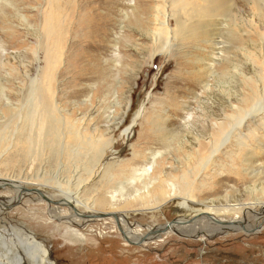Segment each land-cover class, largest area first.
I'll return each instance as SVG.
<instances>
[{"label":"rangeland","instance_id":"374dc122","mask_svg":"<svg viewBox=\"0 0 264 264\" xmlns=\"http://www.w3.org/2000/svg\"><path fill=\"white\" fill-rule=\"evenodd\" d=\"M39 1L40 3L34 2L28 10L23 11L27 25L20 22L19 18H12L8 25L0 24V41L4 46L17 35H20L21 41L26 42L27 53L24 61L28 66L33 64V71L37 64L33 63L31 50L40 46L41 36L44 37V45L38 48L37 57L48 54L52 59L55 55L54 46L50 45L53 44L51 37L55 35V31H65V25H69L72 39H66V47L70 42L83 44L85 34L78 22L79 9H65L62 17L60 14H54L52 19H45L43 23V12L48 0ZM78 1L81 6L83 1ZM173 1L99 0L103 6L107 4L117 13V16H113L112 27L110 26L111 40L102 55L106 65V80L101 82L100 87L103 97L96 95L98 86L95 82H75L81 85L77 87L78 90H85L78 101H86V107L80 106L76 109L69 103L66 106L59 102L58 108H66L69 112L64 115L71 114V120L79 119L84 113L86 117L81 126L82 135H95L99 141L101 139L105 144L103 152L98 153L92 173L86 176L83 175L82 169L93 146L73 143L68 134L56 164L47 158L48 156H43L38 163L29 161L27 156L20 162L12 159L10 154L15 143L18 148L27 152V145L24 143L26 140H23V143L14 140L13 147H8V150L0 155V176L14 177L21 182L23 189L27 190V193H21L14 187L0 189V264H264V212H261L264 208V118L260 116L246 120L241 131L244 136L246 130L242 147L226 144L213 157H210L213 148L208 144L209 139L196 137L201 135L206 124H209L208 131L212 134L216 132L211 130L212 122H226L223 121L224 115H230L231 118L236 115V107L240 104L241 92L244 90L239 87L238 79L230 77L231 68L235 64L241 65L244 67V75L254 78L257 65L241 61L243 52L239 51V45L250 46L247 49L252 53L253 48L259 45V34H264V26L258 29L256 25L259 23L256 21L255 26H242L243 32L237 35L230 19L228 24H224L220 17L212 16L211 19H205L209 20V23L202 29L195 28L191 32L190 38L197 37L201 30L204 34L203 42L200 40L197 47L190 45L186 41L188 38L178 37L173 42L169 40L167 46L172 47V53L164 55L156 52L155 47L157 50L159 48L153 46L144 33H139L137 28L128 22L134 16L141 18L144 10L141 11L140 8L148 6L146 10L154 15L159 16L157 12L169 14L174 30L177 28L175 20L178 17L185 23V27L194 24L196 19L186 15V9L177 10L179 6L191 2L202 4L201 0H175V4ZM246 1L232 0L237 7L236 11L244 15L246 21H251L253 6H247ZM37 9L39 12H36ZM0 14L4 16L3 11ZM35 14L38 15L36 20L31 21ZM124 14L128 16V20L123 18ZM55 15L61 18H56ZM260 21H263L264 25V20ZM48 23H58L60 27H55L54 31L52 27L47 28ZM236 25H239L238 21ZM113 40L117 41L116 46ZM55 50L58 52V45ZM257 50L259 49L255 51ZM14 51L6 49L7 54H16ZM235 54L238 58L233 59L231 56ZM198 55H203L206 67L212 66V78H209L211 74L206 76L202 73V65L196 58ZM249 55L251 56L250 53ZM4 58L1 57L2 60ZM66 58L63 57L59 70L64 66ZM229 58L235 62L225 63ZM20 63V58L15 57L5 62L0 69L1 81L10 87L13 93L11 100L15 105L18 103L17 96H14L17 87L20 86L24 90L27 85L22 77L25 69H19ZM14 68L17 72L12 71L8 75V69ZM58 76V94L74 90L70 84V76ZM251 78L249 84L254 90L256 83ZM246 93L249 94L248 91ZM166 117L169 129H174L178 134L187 132L186 135L179 134L178 141L171 142L168 149L158 145L161 135H164L159 128ZM6 118V114L0 116V123L4 125L1 134L4 147L13 143L14 139L11 135L13 126L11 125L10 129L4 124ZM185 118H190L194 123L185 124ZM156 119L157 125L154 127ZM91 130L96 131L93 136L90 134ZM218 137L213 135L210 138L217 141ZM77 146L80 148L76 150ZM203 148L206 152L202 158L204 161L210 160L204 173L199 168L203 160L195 155L198 150H201L202 154ZM150 154L156 155L155 160L159 164L156 169L166 171V176L160 177L169 184L172 183L169 178L172 175H176L177 183L181 184L183 180L179 176L185 170L191 171L185 175L189 178V183L192 180L197 181L196 174L200 170L202 175L197 182L203 181L204 185L200 190H195L191 200L199 206L213 200L220 201L223 209L217 213L197 206L178 210L184 193L177 192V197L170 199L169 189L164 188V200L155 198L152 190L149 195L144 194L139 181L141 171L137 173V180L131 182L132 190H123L120 197L119 193L114 191L117 184L132 177L129 173L133 164L137 163V169L147 167L148 161L141 159L151 157ZM75 155L77 163H74L75 167H71L70 163L75 159ZM133 155L136 156L135 159ZM10 160V166L4 167ZM75 172L80 176L79 180L84 181L81 187L82 199L92 201L93 205L91 210L87 209L89 205H75L74 216L71 209L60 205L63 201L60 192L44 187L43 181L52 179L54 174L64 181L70 180ZM210 187L213 190H210ZM33 190L39 191L55 204L33 194ZM232 200H236L235 203H232ZM98 201H104L100 208L95 207ZM93 212L104 216L115 214L122 226L112 217L88 218ZM256 213L260 214L259 217H256ZM50 214L52 219L49 218ZM201 215L212 216L221 224L236 225L245 219L250 223L251 230L233 232L214 221L201 219L195 221L198 223L194 226L181 228L184 229L183 235L159 233L158 236H150L152 232L167 224L175 226V222L179 220L192 224L189 220ZM123 232L140 238L150 236L153 239L139 243L128 242L123 238Z\"/></svg>","mask_w":264,"mask_h":264},{"label":"bare ground","instance_id":"6f19581e","mask_svg":"<svg viewBox=\"0 0 264 264\" xmlns=\"http://www.w3.org/2000/svg\"><path fill=\"white\" fill-rule=\"evenodd\" d=\"M81 1H83L81 6L78 3L79 2L78 0H48L47 1L45 10L43 12L44 15V18H42L43 23L45 19H52L51 17H53L54 14H58V15L60 14L62 17L64 15L65 9H69V10L79 9L80 18H78V22L80 23L81 27L85 30V34H84L83 44L78 45L76 42H70L69 46L66 47L64 45L66 39L67 38L72 39L71 29L69 25H65V31L61 29L59 32H57L55 31V27H60V25L58 23L57 24L48 23L47 28L52 27L55 31V35L51 37L53 40V44L50 45V46H54L55 55H53L52 59L49 58L50 56L48 54H45L44 57L42 56H40L39 58L37 57L38 48L40 46L43 47L44 45L43 44L44 37L41 36L39 39V43L41 41L40 46H37L36 49L31 50V54L34 57L33 63L37 64L34 71L32 68L33 64L32 66H28L29 64L27 65L25 64L26 61H24V59L27 53V50L25 49L26 42L21 41L20 35H17L14 39H10V41L7 42L6 46H4L2 41H0V69L4 66L5 62L6 63L8 62L9 59L19 57L21 62L19 69L21 68L25 69L22 77H23V81L27 83L26 88L24 90L21 89L20 86L17 87V93L14 96H17L18 103L17 105H15L11 100L13 97V93L9 89L10 87H7L5 85L6 83L2 82L0 78V116L4 114L7 115L6 118L7 120L6 123L4 124L7 125L8 128H10L11 125L13 126V130H11V135L14 136L13 143L8 144L6 147H4L3 139L1 137V134L4 130V125L1 122L0 123V155L2 156L8 150V147L11 148L13 147L15 143L14 140L17 143H23L22 141L26 140L24 143L27 145V152H24L21 148H18V146L15 143L13 151L10 154V157L12 159L15 158L20 162L23 159H25V157L27 156L29 158V161H34L38 163L42 160L41 158L43 156H48L47 158L52 159L53 160L52 162L56 164V162H58V158L61 155V152L63 151L62 144L67 141L66 134H68L73 143H80V144L93 146L87 157L86 164L82 169L83 175L86 176L92 173L93 167L96 164L95 163L96 159L98 158V153L101 154V151L103 152L104 149L103 146L105 144L101 142V139L99 141L95 135L93 136V134L96 132V131L94 132V130L90 131V134L93 137L90 136L85 137L82 135L83 128L81 126L84 123L86 117L84 113H82V117L80 116L79 119L75 118L71 120L70 119L71 114H69L68 116L64 115L65 113L68 114L69 111L66 110V108H58V104L60 105L59 102H61L67 106V104L69 103L73 108L76 109H78V107L80 106L86 107L87 105L86 101H83L82 103L78 101L79 97L83 96L85 90L82 91L78 90L77 87L81 85H78L75 82H79V83H82L83 81L95 82L96 85L98 86L95 90L96 95L103 97V93L102 91H100V87H101V82L106 80V74H105L106 65L104 63V60H102V55L103 53L105 54L106 46L111 40L112 31L110 29V26L112 27L114 23L113 16L114 15L117 16V13L113 12L112 8L109 7L107 4L103 6V4L99 2V0H81ZM34 2L40 3L39 0H0V13L2 11L4 12V16H1L0 14V24L8 25L11 23L12 18H19L20 22H24L25 25H27V18L23 15V11H25V9L28 10V7L31 6V4H33ZM201 2L202 4L191 2L189 4L179 6L177 11L186 9L185 10L186 15H188L191 19H196L195 22L196 24L194 23L192 25H188L187 27H185V23L182 22L181 18L178 17L175 20V24L177 28L176 30H174L172 28L173 25L169 14L164 12H157L156 14H159V16L154 15L152 12L146 10L148 6H143L140 8L141 11L144 10L141 18H137L136 16H134L133 19H131L128 22V24H131L135 28H137L139 33H144L145 37L149 39V41L153 44V46H157L160 50V51L157 50L155 47V51L163 53L164 55H169L172 53V47L167 46L169 40L173 42L175 41V39L177 40L178 37L188 38L186 41L190 45H193L194 48L197 47L200 40L203 42L204 34L201 30L199 31L197 37L190 38L191 32H193L195 28L202 29L205 24L209 23V20H205V19H211L212 16L220 17L222 19L221 22L224 24H228L230 19L231 24L236 29L237 35L243 32L241 28L242 26H246L248 28L250 27V25L255 26L256 21H258L259 23L258 25H256L258 26V29L261 28V26H264L262 23L263 21L262 22L260 21L261 19L264 20V0L246 1L247 6L249 7L253 6L252 7L253 16L251 15L252 19L250 18L251 21H246L243 18L244 15L236 11L237 7L232 2V0H201ZM175 3L177 2L174 0L173 4ZM36 12H39L38 9ZM37 16L38 15L35 14V16H33V19L31 21H35ZM55 17L61 18V17H57L56 15ZM246 17L247 19H249L248 16ZM123 18L128 20V16H126V14H124ZM236 21H238L239 25H236ZM148 24L151 25L147 26ZM241 36L242 35H240V39ZM241 41L243 42V39H241ZM113 42L115 43V46L118 44L116 40L115 41L113 40ZM57 45H58V52L55 50ZM239 47H240L239 51L241 53L243 52L241 61L245 62V64L248 63L255 66L257 65L255 70L256 73L254 75V78H251L248 77L247 75H244L245 72L243 69L244 67H242L241 65L239 66L235 64L234 66H232L230 77H232L233 79L234 78L238 79L239 87L241 86L244 90L242 91L241 89L242 91L240 96L241 99L239 106L236 107L237 110L235 112L236 115L233 116L232 118L230 115H224L223 121L226 122H221V123L212 122L210 125L211 130L216 131L212 134L210 133V131H208L209 124H206L202 128L201 135L198 134L196 136V137H200V136L206 137L209 139L208 144L213 148L210 153V157L217 155V152L220 150V148L224 147L226 144H234L235 146L237 145L238 148L242 147L244 144L243 140L246 137L245 136L246 130H244V136L241 135V131L245 127L246 120L252 118H258L260 116L264 118V34L261 35L259 34V45L255 49L253 48L252 53L249 52L247 49L250 46L244 47L243 45H239ZM6 49H14L16 51V54H12L13 52L7 54ZM256 49L259 50L255 51ZM248 52L251 54V56L249 55ZM90 53H93L94 55L92 56L90 55ZM66 54H67V58H66ZM1 57L2 58L5 57L4 60H2ZM63 57L66 58V61L62 69L59 70V64L62 63ZM231 57L233 59L238 58L236 54ZM196 58L200 61L202 65V73L206 76L208 74H211L209 78H212V73H213L212 66L209 65L208 67H206L207 66L206 60L203 57V55L202 56L198 55L196 56ZM233 59L231 58L226 59L225 63H230L232 61L235 62ZM8 70H9L8 72L9 75L12 71H14L15 73L17 69L14 68L13 70L11 69ZM61 74L62 75L66 74L71 77L70 84H72L74 90L71 91L70 93L63 91L62 93L58 94L56 79L57 77H59L58 75ZM16 77L17 76H15V78ZM197 77H199V75ZM13 78L14 77H12V80ZM250 78L253 79L254 82L256 83V87L254 88V90L249 84V82L251 83ZM206 87L207 86L205 85V88ZM246 91H248L249 94L246 93ZM232 111L233 109H231V112ZM167 118L168 117L164 118V120L161 122L159 129H161L164 135H161L162 138H160L158 144L159 146H162L166 149L169 148L171 142L173 141L177 142L181 134L186 135L187 133L186 131H182L183 133H179L180 134L179 135L174 131V129H169L170 126L169 124H167L168 122ZM186 118H185V124L192 125L194 123L190 121V118L187 120ZM156 125H157V119L155 120L154 127ZM184 126L185 125L183 124L182 129H184ZM250 134L251 132L249 133V135ZM213 135L215 137L219 136L217 140L218 142L214 138H210ZM79 148L80 146H77L76 150ZM255 148L258 147L256 146ZM262 149L264 150V147H262ZM205 152L206 150L204 148L202 154H201V150L195 152L196 157H199V159L201 158L203 160V163L199 165V168L203 173L205 172V170L207 169L210 163V160L204 161V159L202 158ZM150 156L151 157L147 156V158L144 157V159H141L142 161L144 160L148 161L147 167H143L142 169H137V165H136L137 163L133 164L132 167H130L131 172L129 173L131 174L132 177L117 184V187L114 189V191L116 193H119L120 197H122L121 193L123 190L128 188H131L132 190L133 185L131 182L137 180L138 178L137 173L141 171L142 174L139 177L140 179L139 181L141 183L144 194L149 195L150 191L152 190L153 191L152 194H154L155 198L164 200V191H163L164 188L169 189L170 192L168 194V197L170 199L177 197L178 195L177 192L184 193L183 195L184 198L180 199L181 204L178 206V210L182 211L185 209L196 208L195 206H197L198 208L204 209L206 211L217 213L223 209V206L221 207V205L219 204L220 201L215 202L213 200L207 203H202L200 204L201 206H199L198 203L196 204L191 200V197L194 196L195 190L197 189L200 190L203 187L202 185H204L203 181L197 182L199 181V178L202 175L200 170L196 174V177H198L197 181L192 180L191 183H189V178H187L185 175L191 173V171L185 170L183 174L179 176V178L183 180L181 184L177 183L175 177L176 175H172L169 177L170 180H172V183L169 184L168 181L162 180L160 177L161 175H164L165 177L166 171H162V170L160 171L159 169H156V167L159 166V164L156 163L155 160L156 155L150 154ZM74 157L75 159L73 160V162L70 163L71 167H75L74 163H77V161H75L76 155ZM135 158L136 156L133 155V159ZM11 160L6 162L3 166L9 167L10 165L8 164L12 163ZM176 169L174 170L171 169V170L175 171ZM79 178L80 176L78 175V173L75 172V175L72 176L70 180L64 181L63 178L60 179L59 175L56 174L55 176L54 174L52 179H46L43 181L45 184L44 187L60 192V195L63 200L60 203V205L71 209L72 212H74L73 213L74 216L76 214V210L74 208L75 205L83 204L85 207L89 205L87 207L88 210H91V207L93 205L92 201L87 202L86 200L82 199L81 193H83V189L81 187L83 186L84 181L79 180ZM141 178H143V180ZM20 183L21 182L15 180L14 177L0 176V189L6 187H14L17 188V190L21 191V193H27V190L23 189V186H21ZM127 183L128 186H126ZM211 185L215 186L213 183H211ZM108 187H112V186H108ZM210 190L213 189L210 187ZM134 192H136V190ZM32 193L39 195L43 199H46L39 191L33 190ZM138 193L139 195H142V193L140 192ZM111 199L113 200L114 197L112 196ZM46 201L48 203L55 204L54 201H49L47 199ZM235 201L236 200H232L231 202L235 203ZM103 203L104 201H98V203L95 204V207L100 208L99 206H102ZM56 205H58L57 202ZM4 208L6 209L7 207L4 206ZM225 209L229 210L230 208H225ZM261 212H264V208ZM98 215L99 214H94L93 212V215L89 216L88 218L97 219L96 216ZM112 215L115 216V214ZM259 215L260 214L256 213V217H259ZM115 217L117 219V224L119 226L120 225L122 226V223L120 220H118V217L117 216ZM49 218L52 219L51 214L49 215ZM70 218L68 219L70 220ZM98 219H103V218H98ZM201 219L214 221L217 224L222 225L223 228H226L233 232L234 231L237 232L242 229L251 230L250 223L245 219L244 220L242 219L243 221L238 222L236 225H233L231 223L221 224L220 221L215 220L212 216L201 215L192 220H189V222L192 224H188L185 221L179 220V222L178 221L175 222L176 224L175 226L167 224L160 229L158 228L157 231L155 232L158 233L162 231L161 232L162 234L175 233V234L183 235L182 232L184 229L181 230V228H188L194 226L195 224L198 223L195 221ZM177 223H180V225H178ZM123 235H124L123 238H126L128 242L139 243L143 240L150 241L153 239L150 238V236L149 238L148 237L140 238L124 232ZM158 235L160 234L158 233L157 236ZM9 254L11 255L12 252H9Z\"/></svg>","mask_w":264,"mask_h":264},{"label":"water","instance_id":"95a60500","mask_svg":"<svg viewBox=\"0 0 264 264\" xmlns=\"http://www.w3.org/2000/svg\"><path fill=\"white\" fill-rule=\"evenodd\" d=\"M97 218H108V217H112V218H114L115 219V221L117 222V219H116V217L114 216V215H106V216H104V215H98V216H96ZM120 230V229H119ZM165 231V230H164ZM163 231V232H164ZM121 232V231H120ZM162 232V231H161ZM161 232H158V233H161ZM158 233H156V232H152V234L151 235H156V234H158ZM142 242V241H141Z\"/></svg>","mask_w":264,"mask_h":264}]
</instances>
